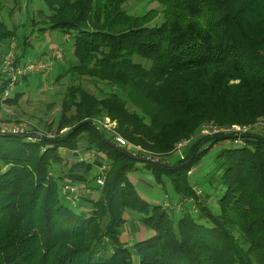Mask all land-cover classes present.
I'll list each match as a JSON object with an SVG mask.
<instances>
[{
    "label": "trees",
    "instance_id": "1",
    "mask_svg": "<svg viewBox=\"0 0 264 264\" xmlns=\"http://www.w3.org/2000/svg\"><path fill=\"white\" fill-rule=\"evenodd\" d=\"M128 1L44 0L39 31L74 43L67 66L53 69L71 85L54 138L0 129V264H264V0H153L158 9L144 15L130 14ZM19 30L0 19V46L25 36L17 63L44 61ZM32 76L42 78L26 85ZM84 82L108 92L94 95ZM6 87L0 109L23 94L3 101ZM105 117L130 147L93 125ZM212 124L230 133L199 137L185 157L166 161ZM81 153L106 167L103 187ZM82 172L92 176L87 198L65 195ZM147 174L186 201L181 211L152 200L137 180ZM128 212L148 232L132 245L123 240Z\"/></svg>",
    "mask_w": 264,
    "mask_h": 264
},
{
    "label": "rangeland",
    "instance_id": "2",
    "mask_svg": "<svg viewBox=\"0 0 264 264\" xmlns=\"http://www.w3.org/2000/svg\"><path fill=\"white\" fill-rule=\"evenodd\" d=\"M124 7L130 14L144 15L151 9H158L159 3L153 2V0H129ZM0 19H2V21L8 24L11 28L13 26L19 27V34L25 33L32 35V41H29V46L27 47V51L31 57L33 55H38L41 57L42 53L44 52L46 56H43L42 59L50 60L48 58H50L53 51L57 49H62L65 55L69 52H72L74 49L73 41L69 40V38H66L64 34H61L58 31H39L41 28H43L42 25H44V23H48V16L44 8V0H0ZM33 20L35 21V27L32 25ZM162 21V17L159 16L151 23V25H153V27L155 25H160ZM24 37L20 35V38L18 37L17 39L0 46V58H4L12 50L18 56L24 47ZM66 60L68 59L65 56L61 64L62 66L64 65V67L66 65ZM56 75L59 76L60 72L53 70V72L46 79L43 77L38 78V76H32L29 79V82H31L30 84L26 85L24 82H22L18 86L19 89L21 88V92H23L22 97L19 98V102L13 106L7 103L1 105L0 129L4 130L5 132L11 131V134L13 135H22L27 131L31 132L36 130L41 135L44 134L48 137L54 138L55 135H57L58 128H60L58 121L63 110V101L67 89L71 85L70 75L64 76V78L60 81L55 80ZM7 78V75L0 74V90L6 85ZM85 85H87V89L90 90L94 95H99L97 88L104 91L105 93L108 92V88L104 85H98L97 88L87 83H85ZM18 92L19 91L17 89L14 92L13 97L18 94ZM105 118H97V120H103ZM257 127L264 129V121H262ZM68 130L69 128H65L60 132V134H64L68 132ZM231 130L235 132H241L245 130V128L232 127ZM229 131L230 130L228 129L221 130L213 124L206 125L205 127L201 128L197 137H194L189 141L185 140V142L179 144L176 148L177 151L175 153L173 152V154H171L169 158L166 159V161H173L177 160L178 157H185L189 147L193 145L195 141L199 139V137L201 138L203 136L215 135L218 132L230 133ZM81 138H83V136H81ZM92 157H94L93 154L87 155L81 153L77 158H79L80 161L83 159L86 161L88 160V167H91L94 164L96 167H102L101 164L96 163L95 159L93 160ZM146 159L159 162L161 158L147 157ZM207 161L208 160H205V163H203L200 168H194L189 173L191 182H194L197 178L204 176L209 168V162L206 163ZM97 170L95 169V172L92 173L93 175L95 174V177L97 176ZM81 174H83V172L72 175L70 178L71 180L69 181L79 188V191L76 193V195L82 199L87 198L90 193L89 190L85 189L84 184L91 180L92 176L84 173L86 178L83 179L81 178ZM137 180L150 190L149 192L152 193V200H164L166 203V208L171 207L174 208L175 211L179 212L182 210V207L186 205L185 200H182V202L179 201L178 198H180V195L173 192L171 185H167L166 190H163L161 187L155 185L154 181H150L151 177L149 174H147V176L137 175ZM192 184L193 187H195V189L198 191L197 193L200 195L199 187H197L194 183ZM170 197H174L172 201ZM170 201L173 203H170ZM175 204L176 206H174ZM125 217L127 218V224L123 229V240L132 245V243L146 238L148 232L139 222V215L133 212H128Z\"/></svg>",
    "mask_w": 264,
    "mask_h": 264
},
{
    "label": "built area",
    "instance_id": "3",
    "mask_svg": "<svg viewBox=\"0 0 264 264\" xmlns=\"http://www.w3.org/2000/svg\"><path fill=\"white\" fill-rule=\"evenodd\" d=\"M64 58V52L62 49H57L51 54L50 60L37 61V62H19L17 63L15 53L13 51L9 52L2 62L0 61V74L7 75V87L5 90V95L3 101L13 97L14 92L17 90L18 86L24 82L26 78L31 75H39L43 78H47L53 71L56 62H62ZM93 125L97 126L98 129H103L108 134L112 135L115 144L119 148L130 147V143L117 131V122L112 121L110 118H105L103 120H92ZM2 133H9L11 131L1 130ZM17 132V131H13ZM134 147V146H133ZM136 152L141 151L140 147H134ZM105 170L106 167L101 170L98 175L97 182L103 187L105 185ZM79 191V188L76 185L68 184L64 188L65 195H73L77 199L76 193Z\"/></svg>",
    "mask_w": 264,
    "mask_h": 264
},
{
    "label": "crops",
    "instance_id": "4",
    "mask_svg": "<svg viewBox=\"0 0 264 264\" xmlns=\"http://www.w3.org/2000/svg\"><path fill=\"white\" fill-rule=\"evenodd\" d=\"M85 160V159H84ZM88 161V160H87ZM104 168V166L102 165V167H99L98 168V170H99V172H98V174L97 175H99L100 174V172H101V170Z\"/></svg>",
    "mask_w": 264,
    "mask_h": 264
}]
</instances>
